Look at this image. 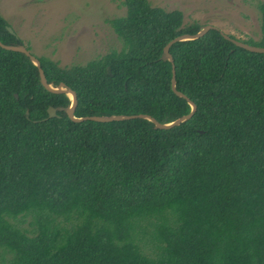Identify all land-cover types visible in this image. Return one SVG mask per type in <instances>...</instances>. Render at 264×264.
<instances>
[{"label":"trees","instance_id":"16d2710c","mask_svg":"<svg viewBox=\"0 0 264 264\" xmlns=\"http://www.w3.org/2000/svg\"><path fill=\"white\" fill-rule=\"evenodd\" d=\"M122 5L108 19L120 48L68 66L36 56L47 81L77 92L78 117L187 113L160 56L199 22L148 0ZM256 7L260 34L241 40L264 46V0ZM7 24L0 13V40L23 43ZM169 52L196 109L158 128L145 117H48L68 95L0 46V264H264V53L217 28Z\"/></svg>","mask_w":264,"mask_h":264},{"label":"rangeland","instance_id":"374dc122","mask_svg":"<svg viewBox=\"0 0 264 264\" xmlns=\"http://www.w3.org/2000/svg\"><path fill=\"white\" fill-rule=\"evenodd\" d=\"M148 1L182 11L184 23H210L238 39L260 34L259 0ZM0 13L32 54L60 66L84 64L121 46L108 19L125 13L122 0H0Z\"/></svg>","mask_w":264,"mask_h":264},{"label":"water","instance_id":"95a60500","mask_svg":"<svg viewBox=\"0 0 264 264\" xmlns=\"http://www.w3.org/2000/svg\"><path fill=\"white\" fill-rule=\"evenodd\" d=\"M6 27L10 32H13L12 28L9 25H6ZM210 28H217V26L210 24V23L201 24L199 29L196 32H194V33L184 32V33L178 34V35L174 36L172 39H169L163 45L160 59L164 60V61H166V60L171 61V74H172V76H171V89L177 96L186 99V101L189 103V105L191 107L187 113L182 114V115L178 116L177 118H175L173 120H169L167 122L159 121L153 115L148 114V113H137V114H128V115L117 114V115H108V116H105V115H87V116L78 117V116L74 115V110H76V107L78 104L77 92L74 91L73 89H71L70 87L66 86L63 82H59L55 86H53L51 82H48L41 65H39V61H38L39 59L29 51V49L25 46L24 43H19V42H17V43H4L0 40V46L7 48V49H13V51H18V52H21V53L25 54L26 56H28L30 61L37 67L38 81H40V83L42 84V86L46 90H48L49 92H52V93H65L66 95H68V97L70 98V103L68 105H66V106L59 105L56 107L48 106L47 107L46 111H47L48 117L55 116L56 111H64L66 113V115L68 116V118L72 121L73 120L74 121H82L85 119H95V120L105 121V120L123 119V118H131V117H145V118H148L149 120L153 121L154 127L168 128V127L176 125V124L180 123L181 121L192 116L193 112L196 109V104L192 100H190V98H188L184 93L177 90L175 87V66L173 63V57L171 55V52H169V46H171V43L176 41V40L191 39V38L200 37L206 31H208ZM217 29H219V28H217ZM220 32L225 38L229 39L230 41L235 43L237 46H240V47L247 49V51L264 53V46L248 43V42L243 41L241 39H238L234 36H231L229 33H226L222 30H220ZM107 72L110 73L109 67H107ZM15 96H16V94H15Z\"/></svg>","mask_w":264,"mask_h":264}]
</instances>
